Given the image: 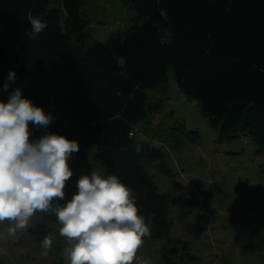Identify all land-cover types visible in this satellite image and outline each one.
<instances>
[{
  "label": "trees",
  "instance_id": "16d2710c",
  "mask_svg": "<svg viewBox=\"0 0 264 264\" xmlns=\"http://www.w3.org/2000/svg\"><path fill=\"white\" fill-rule=\"evenodd\" d=\"M56 1L60 6L0 0V101L20 88L52 115L47 131L78 142L66 198L54 206L66 203L79 176L94 170L85 148L95 146L104 174L117 175L134 191L150 237L168 236L169 205L187 209L195 201L175 179L173 192H160L147 171L146 163L154 162L173 176L164 151L137 144L133 136L135 125L156 107L145 90L164 89L170 72L219 139L247 134L264 153V0H121L134 9V22L105 42L93 40L82 0ZM29 13L47 22L34 38L27 34ZM9 71L16 74L14 83L7 80ZM6 82L10 87L3 91ZM32 131L33 139L45 132ZM53 223L54 213H37L29 231L41 242Z\"/></svg>",
  "mask_w": 264,
  "mask_h": 264
},
{
  "label": "rangeland",
  "instance_id": "374dc122",
  "mask_svg": "<svg viewBox=\"0 0 264 264\" xmlns=\"http://www.w3.org/2000/svg\"><path fill=\"white\" fill-rule=\"evenodd\" d=\"M50 3L60 6L56 0ZM82 9L93 40L100 42L134 22V9L121 0H82ZM145 93L156 107L135 125L134 139L161 148L173 176L154 162L146 163L147 171L160 192H173L172 180L180 181L195 204L187 209L170 204L169 235L145 237L134 264L143 259L150 264H264V153L247 134L219 139L209 117L180 92L170 72L164 89ZM95 151V146L85 148L93 168L104 173ZM35 218L15 236L8 235V221L0 223V264H70L65 252L70 246L58 222L52 224L49 255H41V242L29 231Z\"/></svg>",
  "mask_w": 264,
  "mask_h": 264
},
{
  "label": "clouds",
  "instance_id": "9594fccd",
  "mask_svg": "<svg viewBox=\"0 0 264 264\" xmlns=\"http://www.w3.org/2000/svg\"><path fill=\"white\" fill-rule=\"evenodd\" d=\"M29 38L38 36L47 22L28 14ZM15 72L7 80L14 83ZM4 83L2 90L8 91ZM53 117L45 113L20 88L0 101V223L8 221V235L27 229L37 213L55 214L59 234L68 245L70 264H134L144 238L151 235L149 224L140 214L134 191L114 174L101 170L82 174L76 192L64 204L67 182L73 176L69 161L80 150L75 140L47 131ZM44 129L33 139V131ZM53 239L41 241V255L47 257ZM139 264H150L143 259Z\"/></svg>",
  "mask_w": 264,
  "mask_h": 264
},
{
  "label": "built area",
  "instance_id": "2783aa9c",
  "mask_svg": "<svg viewBox=\"0 0 264 264\" xmlns=\"http://www.w3.org/2000/svg\"><path fill=\"white\" fill-rule=\"evenodd\" d=\"M130 134H132V132H130Z\"/></svg>",
  "mask_w": 264,
  "mask_h": 264
}]
</instances>
